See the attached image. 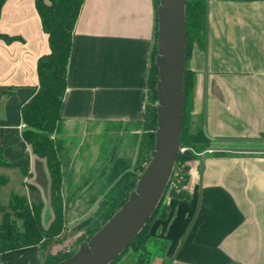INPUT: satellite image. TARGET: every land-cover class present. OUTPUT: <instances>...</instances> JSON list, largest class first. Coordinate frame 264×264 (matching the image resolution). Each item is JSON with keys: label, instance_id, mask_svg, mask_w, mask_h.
Listing matches in <instances>:
<instances>
[{"label": "crops", "instance_id": "0c3cea01", "mask_svg": "<svg viewBox=\"0 0 264 264\" xmlns=\"http://www.w3.org/2000/svg\"><path fill=\"white\" fill-rule=\"evenodd\" d=\"M206 4L203 47L188 60L189 101L194 130L218 151L189 163L190 199L171 203L166 264H264V0ZM157 34V0H85L68 66L66 135L144 122ZM0 35L14 38L0 39V158L10 165L0 166L9 180L0 203L19 190L30 204L42 203L40 193L51 203L47 163L22 136V109L40 92L38 62L51 53L36 0H7ZM115 159L132 160L133 150ZM0 264H44V255L29 247L1 254Z\"/></svg>", "mask_w": 264, "mask_h": 264}, {"label": "trees", "instance_id": "16d2710c", "mask_svg": "<svg viewBox=\"0 0 264 264\" xmlns=\"http://www.w3.org/2000/svg\"><path fill=\"white\" fill-rule=\"evenodd\" d=\"M6 1L7 0H0V15ZM84 2L85 0H36V8L42 20L43 30L49 37L51 53L47 56H43L38 62L40 92L33 102L27 104L22 109L23 122L26 126L22 136L25 142L30 146L33 154L39 159L45 160L47 163L51 181L50 194L54 219L50 226L45 228L42 223L43 204H30L27 198L13 194L8 208L10 212H12L14 219H12L10 213H6V207L0 203V213H3V218L0 223V255L29 247H40L44 255V250L47 248V246L44 245V241H52V239L63 232L65 221L63 205L65 200H63L61 196V188L64 186L67 177L62 170L64 169V153H60V151L63 150L61 146L63 141L62 139H58L53 143L51 136L54 133H64L63 109L67 90L68 66L73 47V32ZM159 4L160 0H157V8ZM206 23V0H188L186 7L185 105L188 102L189 93L193 91L196 83L195 74L188 68V60L196 49H201L203 47ZM196 36H199L197 38L198 45L195 48H191L190 44L195 40ZM0 39L6 42L14 41V38L2 35H0ZM157 54L158 47L156 44L152 57L149 79V98L152 91L155 106L158 103L156 86L159 80V71L155 65ZM152 83L153 90H151ZM155 106L151 112L152 120L149 126L151 133L147 135V140H149L148 146L151 147L150 150L147 151L148 157L155 144V132L157 129V107ZM147 114L148 106L145 117ZM185 116L186 115H184L182 147L188 148L189 151L179 155L176 167L182 165V167L186 168V179L189 181V163L197 159L190 149L199 153L211 148L213 145L202 129L194 130L185 127ZM57 146L62 149L59 151ZM144 148V145H140L141 151H139L138 155L139 160L141 156L143 157L142 150ZM187 165L189 166L187 167ZM0 166L10 165L0 158ZM134 172L135 167L133 165V159H115L112 167L109 166L104 169L102 174L104 175V183L102 184L100 192V195H105L103 205L108 204L113 206L118 203L121 196L127 195V198L123 202H120L118 207L116 206L112 216L116 213L117 209H120L126 203L128 196L134 191ZM8 182L9 180L7 178L0 177V187L6 186ZM171 184L172 182H170L167 192L153 218L130 246L134 247L136 252L142 245L138 244L135 246V243L145 235L151 222L159 214H161L163 220L168 218L170 207L164 205V200L167 195L170 199L178 201H187L190 199V194L186 189L188 182L180 187L179 193H177V191L174 193L169 192ZM19 222H21V225H19ZM100 230L101 228H97L94 235ZM94 235H91V238ZM85 242L86 241H84V243ZM73 255L74 252L61 256L53 263H48L46 260L47 258H44V264H57ZM118 259H116L115 262Z\"/></svg>", "mask_w": 264, "mask_h": 264}, {"label": "rangeland", "instance_id": "374dc122", "mask_svg": "<svg viewBox=\"0 0 264 264\" xmlns=\"http://www.w3.org/2000/svg\"><path fill=\"white\" fill-rule=\"evenodd\" d=\"M196 36L195 40L190 44L191 48L198 45ZM153 76V72H152ZM153 90V83L151 86ZM190 95L188 102L185 105L186 128H193L192 114L190 108ZM155 106L153 92L148 101V114L144 122L132 127H122V125L113 126L107 129L106 133L100 137H93L90 134H79V129L76 133L66 135L65 132L61 134L54 133L51 136L53 143L55 140L62 139V148H59L60 153H64V169L66 179L64 186L61 188V196L64 202L65 221L63 232L52 239V241H44L47 246L44 250V258H47L48 263H53L61 256L73 253L79 250V247L84 243L91 240V235H94L97 228H103L108 221L124 206L117 209L116 213L112 216L116 206L123 202L127 195L119 198L118 203L111 205H103L105 195H100L101 187L104 183V175H101V170L104 167H112L115 157L122 151L128 149L133 150V165L135 167V189L139 183L141 176L147 168L150 160L151 153L148 157L147 135L151 133L149 128L152 116V109ZM194 131V130H193ZM140 145H144L143 157L139 160ZM155 146V144H154ZM231 150L240 151L243 146H225ZM97 148L99 151H97ZM133 148V149H132ZM241 148V149H240ZM154 149V147H153ZM65 150V151H64ZM45 161V160H44ZM138 164V166H137ZM189 165H187L188 167ZM176 172V173H175ZM186 168L179 165L175 168L174 174L171 179L170 193L177 191L179 193L180 187L189 182L186 179ZM94 184V189L88 191L87 188ZM132 193V192H131ZM130 193V194H131ZM24 193L18 191V195L22 196ZM130 196V195H129ZM128 196V199H129ZM8 193L2 194V203L8 205ZM43 203L42 223L45 228H48L54 219V212L48 194L40 193L39 198ZM126 200V202L128 201ZM175 199H170L167 195L164 200V205L169 206V216L163 220L159 214L149 225L145 235L135 243V246L141 244L142 247L136 252L134 247H130L114 264H166L168 242L165 239L166 227L171 217V203ZM6 213H10L12 219V212L8 206H5ZM167 212V211H166ZM112 216L111 218H109ZM3 218V213H0V223ZM21 225V222H19ZM147 238V239H146Z\"/></svg>", "mask_w": 264, "mask_h": 264}, {"label": "water", "instance_id": "95a60500", "mask_svg": "<svg viewBox=\"0 0 264 264\" xmlns=\"http://www.w3.org/2000/svg\"><path fill=\"white\" fill-rule=\"evenodd\" d=\"M187 1L160 0L157 8L159 80L151 160L124 206L72 257L57 264H113L142 233L167 192L183 146Z\"/></svg>", "mask_w": 264, "mask_h": 264}, {"label": "built area", "instance_id": "2783aa9c", "mask_svg": "<svg viewBox=\"0 0 264 264\" xmlns=\"http://www.w3.org/2000/svg\"><path fill=\"white\" fill-rule=\"evenodd\" d=\"M187 151H189V149L188 148H181V152H180V154H184V153H186ZM190 151L196 156V157H201V156H203V155H206V154H213V153H215V152H217L218 150H216V149H212V148H209V149H207V150H205V151H203V152H196V151H194V150H192V149H190Z\"/></svg>", "mask_w": 264, "mask_h": 264}]
</instances>
